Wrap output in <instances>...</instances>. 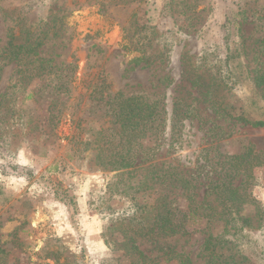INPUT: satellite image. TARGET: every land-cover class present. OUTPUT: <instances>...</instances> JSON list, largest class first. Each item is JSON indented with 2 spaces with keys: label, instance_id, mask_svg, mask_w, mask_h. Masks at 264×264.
Returning <instances> with one entry per match:
<instances>
[{
  "label": "rangeland",
  "instance_id": "rangeland-1",
  "mask_svg": "<svg viewBox=\"0 0 264 264\" xmlns=\"http://www.w3.org/2000/svg\"><path fill=\"white\" fill-rule=\"evenodd\" d=\"M48 20L58 34L40 55L56 59V74L29 81L16 64L0 67V264H212L209 235L264 264V128L214 107L250 117L264 107V0H0V47ZM237 54L229 78L224 62ZM103 89L162 99L166 125L148 161L95 164L85 142L104 121ZM218 178L238 187L229 225L205 195ZM154 214L180 232L152 233Z\"/></svg>",
  "mask_w": 264,
  "mask_h": 264
},
{
  "label": "trees",
  "instance_id": "trees-1",
  "mask_svg": "<svg viewBox=\"0 0 264 264\" xmlns=\"http://www.w3.org/2000/svg\"><path fill=\"white\" fill-rule=\"evenodd\" d=\"M51 16H48V18L50 19ZM55 16H53L54 18L52 17L51 22L55 19ZM50 21L46 22L44 29L40 26L35 27L33 23L28 25L27 21L23 25L24 28L19 32L20 34L16 35L13 33L7 46L4 48L0 47V67L9 65L10 63L16 64L19 66V72L22 73L21 76L29 81L41 82L45 79L49 80L53 74H56L55 69L58 67V64L55 63L56 59L50 58L46 60L40 55L41 48L48 36L51 33L53 37L58 34L55 30L56 26L51 25ZM236 56L239 57L240 55L227 56L224 62L229 74L225 76L229 78L230 76L238 77L236 70H232L233 65L231 64V61ZM73 72L74 64L71 63L68 65V70H66L65 74L58 78L59 83H61L57 89L69 90V85L73 79ZM226 73L227 71L216 67L213 74L216 80L223 82L222 80H225L223 75ZM256 79L259 84L264 82L263 75ZM50 82H53V80H50ZM105 90L103 89L99 92L101 103H98V112H100V117L104 121L100 124L98 130L90 127L88 132L91 138L85 142V145L92 146L95 164L104 170L121 171L134 167V164L148 161L155 147L158 145L157 143L161 139L166 125L165 107L162 104V99L155 95L141 92L126 94L121 90L114 93L110 91L106 92ZM39 92L40 90L36 92L31 90L26 98H35L36 95H39ZM214 107L222 114L234 116L237 122L244 125L264 128V107L260 109L257 117H250L244 114L232 115L228 105L219 102L215 103ZM106 124L108 126L103 128ZM81 133V131H78V134L73 136L71 140L78 142L77 139ZM150 142H154L153 145H147ZM237 158L239 156L234 157V159ZM170 176L173 177L174 175ZM180 182L186 191L190 183L184 177ZM208 186L209 188L205 192V195L210 193L217 196L223 205V209L226 210L220 216H223L224 218L222 219L225 220V224L229 225L231 221L235 220L233 207L238 205L240 201L236 194L238 187H234L230 179L222 178L212 180ZM155 209H157V206H155ZM153 219L156 223L152 228V233L154 234L161 232L173 235L180 232L172 224L171 218L168 221L165 217L161 218L160 214H154ZM244 221L246 222V219ZM160 223L164 225L169 224L166 226L161 225L162 227L156 230L155 228ZM204 248L209 252L212 264H256L249 261L243 255L241 258L235 259L234 247L231 240L226 236L209 235ZM140 255H143L142 252H140Z\"/></svg>",
  "mask_w": 264,
  "mask_h": 264
}]
</instances>
